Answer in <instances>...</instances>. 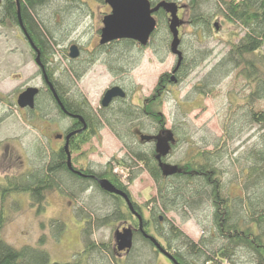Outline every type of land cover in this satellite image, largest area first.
Here are the masks:
<instances>
[{
    "label": "rangeland",
    "instance_id": "374dc122",
    "mask_svg": "<svg viewBox=\"0 0 264 264\" xmlns=\"http://www.w3.org/2000/svg\"><path fill=\"white\" fill-rule=\"evenodd\" d=\"M71 1L52 0L47 8L40 10L42 17H47L50 26L52 25L55 38L61 41L60 46L52 47L56 61L53 67L58 66V73L62 72L64 77L73 79L69 74L73 71V66L76 68L84 62L83 74L77 79V84L74 82V90L97 109L103 106L101 99L108 88L125 82L129 88L127 90L131 91L126 102L138 112L139 108L135 104L140 102L138 97L150 98L152 96H147L156 94L160 76L171 70L176 62V55L171 52L168 43V26L161 22L151 46L139 50L138 44L134 43L132 47H136V52H131L127 69L114 75L102 60L106 55L94 57L100 47L92 48L99 36L96 26L99 14L104 9L103 1ZM172 1L188 5L185 18L189 20L193 14V0ZM200 1L197 13L210 16L211 27L187 22L183 27L182 49L188 59L201 54L206 58L199 66L190 70L179 84L173 85L163 100L160 111L165 116L166 128L179 133L177 140L171 142L174 148L166 160L176 164L197 149L213 150L219 145L220 164L224 167V194L234 198L244 193L240 186L247 180V167L252 164V149L263 143L264 126L252 121L250 112H264V98L254 100L253 105H249L247 98L253 85L239 70H234L219 80H212L210 86L205 88V93H201L199 83L228 54L230 47L227 39L234 27L229 22H223L222 0ZM89 6L93 8L90 10L95 11L94 14L88 15L86 12ZM215 22L218 23V28L215 27ZM75 41L83 44L84 53L73 61L69 60L66 52L71 42ZM37 75V66L26 50L18 28L6 21L0 25V120H3L0 122V181L4 177L16 179L29 168L39 169L52 156L48 143L41 139L40 131L25 119L14 99L18 91L27 85L41 84V78ZM119 100L113 105L118 107L123 101ZM156 126L158 125L151 118L140 114L125 126L116 127L122 130L129 146L147 151L153 146L152 140H142L141 135L154 134ZM130 128L134 134L130 132ZM81 150L84 154L82 157L86 158L84 161L87 162L88 159L89 165L99 171L112 161L113 170L129 186L132 195L142 205H150L154 209L155 202L152 199L158 194L155 181L140 165L127 167L118 163L117 158H130L129 150L109 126L101 127L89 142L82 145ZM132 169L139 170L140 173L130 184L128 173ZM75 189L67 184L63 186L61 194L51 191L41 211L39 205L33 203L26 193L11 194L4 200L0 198V216L6 219L2 230L5 240L17 247L27 244L37 246L41 238L45 237L43 246L49 251L52 261L62 262L79 257L86 249L87 242L94 241L99 248L88 252L87 263L117 264L121 258L114 246L119 222L106 221L107 218L98 219L112 211V205H108L112 198L95 186L89 191ZM163 209L159 207L156 215L163 216L159 221L166 225L164 228L169 229L171 222L195 241L203 235V228L198 221H209L211 218V212L204 207L197 210L178 207L167 212H163ZM145 211L148 213L147 209ZM94 218L98 220L90 221V225L85 221ZM87 227L90 232L86 230ZM139 251L145 254L143 260L152 256V251H148L143 243H137L134 255ZM158 264H168L163 255H160Z\"/></svg>",
    "mask_w": 264,
    "mask_h": 264
},
{
    "label": "trees",
    "instance_id": "16d2710c",
    "mask_svg": "<svg viewBox=\"0 0 264 264\" xmlns=\"http://www.w3.org/2000/svg\"><path fill=\"white\" fill-rule=\"evenodd\" d=\"M51 1L19 0L26 28L36 42L45 45L48 52L53 50L52 44L56 38L51 28L52 25L50 26L47 17H44L45 19L42 17L40 10L47 8ZM222 1L224 3L223 22H229L234 27L230 30L227 39L230 50L199 83L198 88L202 89L201 93H205V88L210 86L212 80H219L227 77L234 70H239L240 74L253 85L247 98L249 105L252 106L254 100L264 98V0ZM200 5V0L192 1L193 14L189 22L210 28L211 17L197 13ZM194 11H196L195 14ZM6 21L17 23L15 0H4L0 13V24H4ZM133 44L134 42L129 39L114 40L101 46L97 50L99 53L96 51L94 57L100 58V56L106 55L102 60L108 66L109 71L114 75L121 74L131 61V52H136V47H132ZM143 48L140 47L139 50ZM205 58L201 54L192 59H183L181 79L190 70L199 66ZM80 64L78 69H73L69 73L74 81L80 79L83 74L84 62ZM166 77V73L160 76L156 94H154L155 98L152 96L144 100L143 105L146 106V111L139 108L136 112L124 100L117 105L118 107L111 105L108 109L104 107L95 112L88 104L87 99L82 94H78L77 100L82 105L85 103L83 107H86L79 112L88 122L92 123L91 130L83 132L81 135V144L89 142L101 127L109 126L129 150L130 158H117L118 163L127 167L140 165L155 181L158 194L152 199L155 202L154 209H152L153 214L159 207L164 208L163 212L176 210L178 207H187L192 210L204 207L206 211L211 212L209 221H198L203 228V235L197 241L171 222L169 229H162L165 230L168 249L177 250L176 256L180 264H264V136L262 145L252 149L250 160L252 164L247 167V180L240 186L244 193L233 198L224 194V167L220 164L219 145H216L213 150L197 149L192 154H188L186 159L174 164L165 158L161 160L157 158V150L153 147L145 151L129 146L122 130L116 127L117 125L125 126L134 116L136 118L140 114H144L158 125L156 132L152 134L153 137H161L171 131L166 128L165 116L160 111L167 92L171 90L162 87V84L167 82ZM59 95L62 98L61 88L58 87V94L55 90L51 98L61 102ZM250 119L264 126V112L252 110ZM82 120L84 121V118ZM171 132L175 136L179 135L174 129ZM81 147L79 146L77 150ZM48 159L41 168H29L16 179L4 177L3 181H0V198L4 200L11 194L26 193L30 195L33 203L39 205V211H41L44 209L46 198L51 191L60 190L67 184L78 186L81 189L95 186L103 194L112 198L108 205H112L113 209L107 214V217L105 216L106 221H113L114 218L121 216L119 211L121 199L112 197L109 192L101 188L99 183V180L105 176L119 189L130 192L129 186L122 182L113 170L112 161L106 165L107 174H103L99 170V173L84 174L66 164L62 151L58 153L52 151V156H49ZM172 166L177 167L176 171L168 173ZM139 173V170L132 169L128 173V182L133 183ZM61 190L63 191V188ZM153 218L159 224V217L153 215ZM5 220L4 216H0V264H88V252L99 248V245L94 241H88L86 249L79 257L63 262L52 261L49 251L43 246L45 237L41 238L37 246L27 244L17 247L5 240L2 235ZM87 222L89 225L91 224L90 221ZM86 230L90 232L88 227ZM137 243H143L151 252L149 243L144 240H139ZM144 256L145 254H141L140 251L136 254L139 259ZM117 264H120L119 261Z\"/></svg>",
    "mask_w": 264,
    "mask_h": 264
},
{
    "label": "flooded vegetation",
    "instance_id": "af4514ba",
    "mask_svg": "<svg viewBox=\"0 0 264 264\" xmlns=\"http://www.w3.org/2000/svg\"><path fill=\"white\" fill-rule=\"evenodd\" d=\"M102 1H103L104 9L99 14V22L97 23V26H96L97 34L99 36L95 44L94 43H93L94 45L92 44L93 45L92 48H98V46L101 47L105 44H108V43L102 44L100 40H101L102 30L104 27V19L108 14L112 12V8H111V5L106 0H102ZM160 1H163V0H151L152 7L156 6ZM167 1H172V0H167ZM176 2L179 5L178 15L181 19L184 20V23L181 26H179V35L181 37L180 49L182 50L184 59H185L187 58V55L182 49L183 27L185 24H187V22H189V20L185 18L189 8H188V5L186 4H182L179 1H176ZM15 3L17 6V23L14 21H11L9 22V24H13L15 27L18 28V31L20 32L21 37L24 39L26 50L28 51V53L32 57V60L35 62L37 66V70H38L37 76L41 78V84H40L41 86L38 84H31V85H27L26 87L18 91L16 97L14 98L16 100L17 106L22 111V113H24L25 119H27L34 128L40 131L41 139H45V141L48 143L51 150L57 153L59 151H62L64 153L65 161L68 166H69V160H70L72 168L77 170L78 172H82L84 174L85 173L91 174L93 172L99 173V171L96 168L89 165L90 161H88V159H87V162L84 161L86 158L82 157L84 155L82 153V150L81 149L77 150L79 146H82L81 135H83V132L85 133L87 131H90L92 127V123L90 121L88 122L87 119L79 112V110L86 108V107L85 106L83 107L85 103H83L82 105L81 102L77 100L78 94L75 93L74 88H76V84L78 83V81L77 79H75L74 81L69 76L64 77L62 72L60 73L57 72L58 66L56 68L53 67V64L56 61H55V57H53L52 50L48 52L45 48V45H43L41 42L40 43L36 42L33 39V37L31 36V34L29 33L28 29L25 26L22 13H21V8L18 4V0H15ZM3 4H4V0H2L0 4V13H1ZM90 9H93V8L89 6V10L86 11L88 15L94 14L95 11L90 10ZM153 15L157 20V26L155 30L152 32V34L150 35L147 45H143L134 39H129V38H123V39H129L133 41L135 44H138L139 48L145 47V46L146 47L151 46L153 43L152 41L156 35V31L158 30V26L161 24V22H165V24L168 26V29H169V24H170V14L166 12L165 9L160 8ZM57 16L60 17L58 13H57ZM21 22L23 23V25L21 24ZM58 24H60V22H58ZM169 34H170V40L168 43H169V47L171 50L172 34L170 32V29H169ZM52 45L60 46L61 41L59 42V40L55 39L54 44ZM72 45L78 46L79 56L77 57L70 56V47ZM66 53L69 54V57L67 56L69 60L75 61L79 59L84 53L83 44L81 42H76V41L71 42ZM175 57H176L175 64L173 65L171 70L166 72L167 82L162 84V87H167V89H171L173 85L179 84L182 80L181 75H180L182 64L178 66V56L176 55ZM73 69H78V67L75 68L73 66ZM74 82H76V84ZM118 85L121 86L126 91V96L124 98L115 97L112 100V103H110V105H113L114 102L119 99L126 101V98L130 96L131 94V91L127 90L129 88H128V85L125 84V82L118 83ZM28 87L38 88V91L34 97V104L33 106L27 104L26 106L21 107L18 105V97L20 93L23 92ZM58 87L61 88V92H62V98L59 95L61 102L54 101V99L51 98L55 90L58 94ZM152 94L153 93H151L147 97L149 96L154 97V94L153 95ZM140 98L138 97L140 102L135 103V104L138 106V108L140 109L143 108L144 111H146L147 110L146 106H144L143 103H145L144 100L148 98H145V97H140ZM88 104L90 105L89 101H88ZM104 107L106 106H100L99 109L92 107V109L95 112H98L100 109ZM82 118H84V121L82 120ZM2 121L3 120H0V122ZM173 136L175 140L169 141L170 150L166 155L160 154L158 153V151H156L157 158H159L160 160L162 158L166 159L167 157L170 156L169 153H171V151L173 150L172 148H174V145H171V142H174L177 140L174 134ZM157 138L158 137L152 136V138L148 139V140H152V143H153L152 147L156 150H157V143H158ZM160 164H162V162H160ZM107 172H108V169L107 167H105V169L102 170V173L107 174ZM78 175L85 177L82 174H78ZM102 178H106V177L104 176ZM73 187L76 188L75 190H80V191H83V190L89 191L90 189L93 188V186H89V187L81 189L75 185H73ZM62 188L63 186L61 187V189ZM61 189L60 190L56 189L54 190V192L61 194L60 192L62 191ZM123 191L127 193L132 206H130L129 201L124 195L116 194V193H109L110 195H112V197L114 198L117 197L121 199L120 200L121 202L119 203V211H120L121 216L116 219L115 218L113 219L114 221L119 222V228L117 230H123L124 228H130L133 234L132 247L128 250L127 249L122 250V251L117 250V241H116V246H114V248H115V252L117 253L118 257L121 258V260H119V263L120 264H131V263L158 264L160 255H163L165 259L167 260L168 264H180V261L178 260L176 256L177 250L168 249L169 248L168 241L166 240V237L164 234L165 230H162V229H165L164 227L166 225L162 224L161 222L157 224L156 223L157 220L155 221V218H153V215H156V213L153 214V210H152L153 208L150 205H146V204L142 205V203H140L132 195L131 192H127L125 190ZM145 209H147L148 213L145 211ZM105 216L107 217L108 215H105ZM105 216L98 217V219L99 220L106 219ZM159 219L162 220L163 216H159ZM97 220L95 218L92 220L85 219V221H97ZM153 238H155V240L161 245L162 248L165 249V251H161L157 247V245L155 244L156 241H154ZM139 240H144L145 242L151 245L152 256L149 257L148 259H144V260L139 259L136 257V255H134L135 249L137 247V242Z\"/></svg>",
    "mask_w": 264,
    "mask_h": 264
},
{
    "label": "water",
    "instance_id": "95a60500",
    "mask_svg": "<svg viewBox=\"0 0 264 264\" xmlns=\"http://www.w3.org/2000/svg\"><path fill=\"white\" fill-rule=\"evenodd\" d=\"M0 0V4H1ZM112 8V12L108 14L104 19V27L102 30L101 40L102 44L109 43L114 40L123 38L134 39L143 45H147L150 35L157 26V20L154 17V13L160 8H163L170 14L169 29L172 34L171 52L178 56V66L182 63L184 55L180 49L181 37L179 35V26L184 23L178 15L179 5L175 1H160L156 6L151 5V0H106ZM19 4V0H18ZM20 6V5H19ZM184 6V5H183ZM23 25V23L21 22ZM215 27L218 28V23L215 22ZM70 56H79V49L77 45L70 47ZM38 91L36 87H28L20 93L18 97V105L23 107L28 105L33 106L34 97ZM126 96V91L119 85H114L108 88L103 95L102 104L108 106L115 97ZM142 139H150L152 136L142 135ZM175 140L171 131L166 132V135L157 138V151L160 154L166 155L170 150L169 141ZM69 166L71 161L69 160ZM176 166H172V169L168 171L175 172ZM167 172V171H165ZM100 186L103 190L109 193H116L124 195L132 206L129 197L126 192L115 186L109 179L101 178L99 180ZM117 241V250H128L132 247L133 234L130 228H124L123 230H117L115 232ZM154 241L155 238H153ZM155 244L161 251H165L164 248L156 241Z\"/></svg>",
    "mask_w": 264,
    "mask_h": 264
}]
</instances>
